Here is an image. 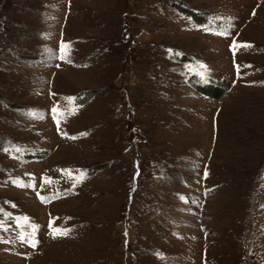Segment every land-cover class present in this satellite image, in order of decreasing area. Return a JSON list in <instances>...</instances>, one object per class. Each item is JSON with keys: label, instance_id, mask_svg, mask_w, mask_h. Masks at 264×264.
Here are the masks:
<instances>
[{"label": "rangeland", "instance_id": "rangeland-1", "mask_svg": "<svg viewBox=\"0 0 264 264\" xmlns=\"http://www.w3.org/2000/svg\"><path fill=\"white\" fill-rule=\"evenodd\" d=\"M21 16L0 264H264V0H0Z\"/></svg>", "mask_w": 264, "mask_h": 264}, {"label": "trees", "instance_id": "trees-1", "mask_svg": "<svg viewBox=\"0 0 264 264\" xmlns=\"http://www.w3.org/2000/svg\"><path fill=\"white\" fill-rule=\"evenodd\" d=\"M26 4L27 3H24V4L20 5L21 6L20 10H23L24 7H25V10H27V11L32 10L31 7L29 6L30 4H27L28 6H25ZM173 7L177 10V12H179L183 16H186V17L190 18L196 24H198V25H203L204 24V20H205V15L204 14L194 12L193 10H190L189 8L184 6V4H182V3L181 4L180 3L179 4H174ZM16 13H17V11L14 10L12 12V15L17 17ZM21 18H22V21H20V18H19V19H16V22H13V21H11L9 19L8 20L3 19V20L0 21V26L2 25L1 27L4 28L5 33H6L5 37L4 36L0 37V43H1V45L3 44V49L7 50L8 46H9L8 43H12L10 41H14L15 40L17 42H21L22 44H25L26 42H28L27 33H28V30H31V29L23 21V17L22 16H21ZM18 25H20L21 27H17ZM1 40H3L4 42H2ZM22 49H23V47H22ZM23 51L30 52L31 48L25 47L23 49ZM8 52H9V56H12V57H15V58H19V57L22 58L23 57L24 61L25 60L27 61L30 58V57H27V56H23V54H21L20 52L19 53L14 52L12 50V48H8ZM24 57H26V58L24 59ZM222 95H223V92H220L216 99L221 98Z\"/></svg>", "mask_w": 264, "mask_h": 264}]
</instances>
